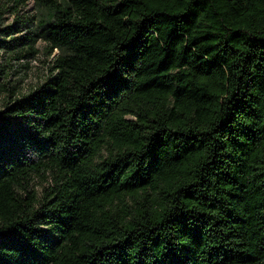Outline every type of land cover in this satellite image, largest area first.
<instances>
[{"label":"trees","instance_id":"obj_1","mask_svg":"<svg viewBox=\"0 0 264 264\" xmlns=\"http://www.w3.org/2000/svg\"><path fill=\"white\" fill-rule=\"evenodd\" d=\"M27 1L0 0V264H264V0Z\"/></svg>","mask_w":264,"mask_h":264},{"label":"rangeland","instance_id":"obj_2","mask_svg":"<svg viewBox=\"0 0 264 264\" xmlns=\"http://www.w3.org/2000/svg\"><path fill=\"white\" fill-rule=\"evenodd\" d=\"M26 5H27L26 10L29 12H32L34 9L33 1L28 0ZM7 19L10 20L11 18H7ZM38 48L41 53L39 56H37L35 60L31 61L29 64L30 69L27 72V77L23 84V87L25 89H28L32 86L40 84L44 80L48 72L47 65H46L47 58H46V55L44 54L45 52L44 43H39ZM51 59L52 57H50L48 61H50ZM44 186H45L44 183L36 182L35 189L37 190L38 193H40L42 190V187Z\"/></svg>","mask_w":264,"mask_h":264}]
</instances>
